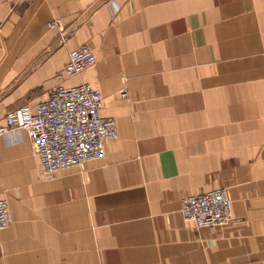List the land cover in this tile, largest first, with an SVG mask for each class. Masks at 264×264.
<instances>
[{"label": "crops", "instance_id": "0c3cea01", "mask_svg": "<svg viewBox=\"0 0 264 264\" xmlns=\"http://www.w3.org/2000/svg\"><path fill=\"white\" fill-rule=\"evenodd\" d=\"M82 45L97 63L60 77ZM83 82L120 136L53 177L0 137V264H264V0H0V123ZM221 187L231 224L183 219Z\"/></svg>", "mask_w": 264, "mask_h": 264}, {"label": "built area", "instance_id": "2783aa9c", "mask_svg": "<svg viewBox=\"0 0 264 264\" xmlns=\"http://www.w3.org/2000/svg\"><path fill=\"white\" fill-rule=\"evenodd\" d=\"M49 26L63 29L60 21ZM96 63L95 52L82 45L70 51L59 76L81 75ZM121 94L127 96L125 90ZM102 106L101 93L91 83L58 85L34 109L25 105L10 110L0 123V137L13 138L19 131H27L42 173L53 177L60 171L103 159L105 142L119 138L117 120L104 115ZM180 212L185 221L197 228L226 226L234 221L226 187L183 197ZM12 222L8 201L0 199V231Z\"/></svg>", "mask_w": 264, "mask_h": 264}]
</instances>
